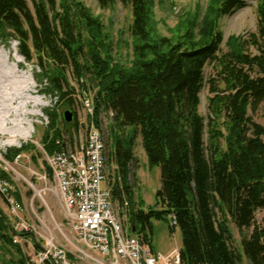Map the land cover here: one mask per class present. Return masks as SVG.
<instances>
[{
	"label": "trees",
	"instance_id": "obj_1",
	"mask_svg": "<svg viewBox=\"0 0 264 264\" xmlns=\"http://www.w3.org/2000/svg\"><path fill=\"white\" fill-rule=\"evenodd\" d=\"M94 1L100 10L116 2L129 8V65L114 59L104 23L82 0H0V43H18V54L37 67L57 103L73 105L71 75L83 91L95 90L96 127L100 112H112V198L127 203L130 234L151 248V222L170 219V230L181 234L183 264H264V224L254 218L264 210V125L253 120L264 106V0L256 8V33L230 35L225 43L219 23L244 0L197 3L177 17L171 37L157 31L155 0ZM204 92L206 118L199 113ZM47 116L54 131L42 144L51 156L65 143L53 111ZM137 135L148 167L160 169L155 203L146 210L142 201L133 206L126 184ZM22 151L5 157L12 162ZM14 235L0 211L2 249L20 252Z\"/></svg>",
	"mask_w": 264,
	"mask_h": 264
},
{
	"label": "rangeland",
	"instance_id": "obj_2",
	"mask_svg": "<svg viewBox=\"0 0 264 264\" xmlns=\"http://www.w3.org/2000/svg\"><path fill=\"white\" fill-rule=\"evenodd\" d=\"M82 1L104 23L112 43L114 59L129 65L133 57L132 40L129 34L132 18L129 8L116 2L110 8L100 10L94 0ZM261 1L244 0L243 7L220 21L219 28L223 34V43L230 35L247 38L250 34L256 33V8ZM197 3L204 6L207 0H155L153 18L158 33L164 37H171L173 33L171 30L175 27L177 17L186 11L194 10ZM17 46L18 43L11 39L0 43V60L5 70L7 68L13 70L15 77L10 80V83H16V86L11 84L6 88L7 91L1 92L3 95L8 94L9 102L0 98V181L3 180L2 174L9 179L10 196L7 197L10 199L11 194L16 192L19 195L21 209L13 215L8 199L0 193V211L7 217L11 229L15 228L12 230L18 236L16 238L13 236L12 240H16L13 244L18 246L20 252L13 247L2 249L0 243V264H18L21 258L24 259L25 264H29L39 248L44 245L45 240H51L56 245L62 246L70 255V264H97L91 261L81 262L74 256L76 242L70 228V221L64 211L62 196L48 173L45 161L47 154L45 155L42 144L47 132L49 139L53 136L54 130L49 129L50 119L47 116L52 111L56 117L55 126L62 133L66 152L71 151V148L84 139L91 124L96 127L93 121L95 90L86 86V90L83 91L73 77L68 75L69 82L75 89L74 94L70 96L73 105L69 107L57 103L55 95L47 89L48 83L38 76L37 67L33 63H27L18 54ZM205 74L208 76L210 69H206ZM205 98L206 92L200 95L199 113L206 118ZM36 102H41L43 105L36 106ZM86 103L89 104L88 107ZM66 111L74 114L72 125L63 123L62 116ZM111 119L112 112H100L97 131L100 132L103 140L105 139L104 144H106L105 158L108 176L103 185L112 189L115 182L114 166L107 161L108 130ZM253 120L264 125V106H261ZM18 149L23 151L14 161L7 160L5 155L8 151ZM126 184L131 190V202L135 208L139 201H142L144 210L155 203L154 194L160 187V169L148 167L138 135L135 138L134 161L129 167ZM119 191H122L120 187ZM121 194L123 202L126 201L124 193ZM13 198L15 199L14 196ZM113 212L129 233L128 207L121 205L115 197H113ZM254 218L255 224L263 225L264 210L257 211ZM21 222L30 224L35 231L20 232L16 226ZM170 226V219L169 222H151V244L154 254L164 255L167 248L180 249L182 246L179 229L176 227L171 231ZM232 232L234 240L238 243L237 231L232 228ZM235 246H237L236 243Z\"/></svg>",
	"mask_w": 264,
	"mask_h": 264
},
{
	"label": "built area",
	"instance_id": "obj_3",
	"mask_svg": "<svg viewBox=\"0 0 264 264\" xmlns=\"http://www.w3.org/2000/svg\"><path fill=\"white\" fill-rule=\"evenodd\" d=\"M96 130L97 127L91 124L84 139L71 148V154L59 151L48 156L45 153L46 164L62 196L76 242L74 256L81 262L97 264H114L116 256H123L126 264H183L181 249L174 248L166 255L154 254L139 235L128 233L114 214L112 189L103 185L108 176L107 162L98 158L100 147ZM8 189V183L1 180L0 193L8 199L14 215L20 211L21 205L13 196L7 197L10 196ZM16 227L24 233L35 231L30 224L22 222ZM113 242H120V249H113ZM69 257L62 246L45 240L29 264H70Z\"/></svg>",
	"mask_w": 264,
	"mask_h": 264
},
{
	"label": "bare ground",
	"instance_id": "obj_4",
	"mask_svg": "<svg viewBox=\"0 0 264 264\" xmlns=\"http://www.w3.org/2000/svg\"><path fill=\"white\" fill-rule=\"evenodd\" d=\"M9 69H11V68H9ZM9 69L7 68L5 70V66L3 65L2 61L0 60V93L7 91L6 88L12 84V83H10V80L14 79V77H15L13 74V70H9ZM12 85L16 86V83H13ZM1 94L2 95H0V98H2V100L6 101V102L7 101L9 102L8 94L7 95L6 94L3 95V93H1ZM35 104H36V106L43 105L41 102H36ZM96 138L99 139V147H100V149H98V158H99V160H101V162H105L104 161V155H103V148H104L103 138H102V135L100 134V132H98L97 130H96ZM63 152H64V154H71V151L66 152L63 150ZM113 249H120V242H113ZM114 264H126L124 257L123 256H116L114 258Z\"/></svg>",
	"mask_w": 264,
	"mask_h": 264
},
{
	"label": "water",
	"instance_id": "obj_5",
	"mask_svg": "<svg viewBox=\"0 0 264 264\" xmlns=\"http://www.w3.org/2000/svg\"><path fill=\"white\" fill-rule=\"evenodd\" d=\"M62 117H63L64 122L66 123H70L73 120V115L70 111L64 112Z\"/></svg>",
	"mask_w": 264,
	"mask_h": 264
},
{
	"label": "crops",
	"instance_id": "obj_6",
	"mask_svg": "<svg viewBox=\"0 0 264 264\" xmlns=\"http://www.w3.org/2000/svg\"><path fill=\"white\" fill-rule=\"evenodd\" d=\"M181 248H182V246L180 247V249H181ZM172 249H174V248H167V249L164 251V255L168 254ZM151 250H152V252L154 253L152 244H151ZM158 254H161V253H158ZM161 255H162V254H161Z\"/></svg>",
	"mask_w": 264,
	"mask_h": 264
}]
</instances>
